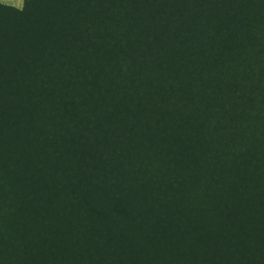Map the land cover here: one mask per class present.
Listing matches in <instances>:
<instances>
[{
  "label": "rangeland",
  "instance_id": "1",
  "mask_svg": "<svg viewBox=\"0 0 264 264\" xmlns=\"http://www.w3.org/2000/svg\"><path fill=\"white\" fill-rule=\"evenodd\" d=\"M82 7L94 13L91 19H86ZM234 38L233 46L222 43ZM223 47L227 52L221 58ZM43 63L56 77L47 80L39 92L52 96L79 91L84 97L90 91V83H84L88 72L95 71L100 83L106 78L114 81L125 66L121 77L126 84L121 87L128 88L132 98L136 95L146 101L145 114L153 120L155 130L167 125L180 102L192 112L207 96L206 129L215 158L206 171L208 167L209 174L216 170L222 177L224 165L229 169L231 163L243 164L264 204V0H0L1 129L13 109L15 119L11 121L26 125V110L19 97L22 91L17 88L35 77L47 78ZM133 69L144 82L138 92L136 87L130 89L125 78ZM57 80L62 85L54 88ZM147 90L151 91L146 94ZM86 100L79 102L76 111L69 108L75 115L69 131L77 141L66 142L54 155L45 157L40 171L31 167L23 171L22 183L19 169H12V188L30 195L19 204L29 200L26 205L35 207L15 218V231L33 225V244L54 234L72 249L63 261L51 258L49 264H211L204 245L199 246L202 251L196 245L202 244L198 236L210 231V225L201 224L188 236V224L205 221L208 195L203 193L204 185L197 189L190 207L177 186L156 178L124 201L131 209L127 214L115 210L119 201L111 190L116 170L103 157L96 161L89 155L92 141L83 138L92 119ZM8 127L16 139L14 148L18 147V132L23 131L19 125ZM155 135L150 139L155 150L142 165L148 173L162 177L167 143L162 135ZM36 151L24 156L23 164L36 163L42 153ZM137 168L130 169L141 171ZM176 169L181 171V165L168 176ZM42 171L56 182H48L49 190L59 196L56 207L64 208L54 227L49 220L40 224L34 218L41 203L53 200L37 185L35 177ZM184 206L197 208L198 214H181ZM146 239L154 245L152 255L141 251L140 243Z\"/></svg>",
  "mask_w": 264,
  "mask_h": 264
},
{
  "label": "trees",
  "instance_id": "2",
  "mask_svg": "<svg viewBox=\"0 0 264 264\" xmlns=\"http://www.w3.org/2000/svg\"><path fill=\"white\" fill-rule=\"evenodd\" d=\"M250 9L253 10L252 7ZM81 10L88 20L94 15L90 9L82 7ZM222 43L227 46L236 44L235 38L231 43ZM237 45L241 46L242 42ZM222 49L224 51L219 53L220 56L218 55L221 58L227 52L225 47ZM43 64L46 66L44 74H47V78L35 77L31 83L22 85V89L17 88L22 91L19 97L26 110L24 115L27 118L26 125L21 127L20 121L17 123L11 121L15 119L13 114L16 109H13L8 114L6 124L4 122L2 129L0 128V163L4 167L0 171V264H49L51 258H59L63 261L72 252V249L67 248L65 242L55 238L54 234L52 237L50 234L45 235L44 238L42 236L38 244H33V225L22 232L15 231V218L17 216L19 218V214L24 213L26 208L35 207L26 205L29 200L24 205L19 204L27 200L30 195L26 192L23 194L20 189L12 188L15 175L11 171L18 168L22 174L29 167L40 171L42 167L44 168L42 160L45 157L54 155L66 142L77 141V136L69 131L71 129L69 124L75 118L74 112H69V108L74 110L82 99L86 100L85 96H88L86 103L91 109L92 119L88 128H85L86 135L83 138L92 141V146L87 147L89 155L96 158V161L99 157H103L116 170V175L112 178L113 190H111L115 199L119 201L115 202V210L124 215L127 214L130 206L124 201L139 194L141 186L154 183L156 178H165L162 184L167 179L169 185L177 186L175 189L180 193L181 199L185 201L188 198L186 201L190 202V207L192 206L191 199L198 193L197 189L204 185L203 193L207 192L208 195L207 202L204 204L207 210L203 212L205 221L188 224L191 233L188 236H193L201 224L210 225L211 230L198 236L202 244L196 243L197 248L201 250L199 246L204 245L211 264H264V204L256 195L252 176L245 173L244 165L241 163H231L229 169L223 164L225 174L222 177L217 175L216 170L209 174L207 167L206 171V165L215 158L206 129L207 108L209 107L207 96L199 100L192 112L189 105L180 102L167 125L155 130L153 120H149L145 114L146 101L142 98L137 99L136 95L132 98L131 94H128L129 89L121 87L126 84L124 78L121 77L126 70L125 66H121L114 81L106 78L101 83L95 71H87L88 78L84 83H90V91L84 92L87 95L83 97L79 95L81 94L79 91H76L77 94L61 92L65 88L53 92H61L59 96L39 92L41 87V90L45 88L44 83L56 77L49 74L52 72L49 65ZM240 74L241 68L238 75ZM125 78L130 81V89L136 87L137 92L138 89H143L144 82L135 69ZM54 84V88L62 85L59 80ZM109 86L114 90L112 91ZM91 91L92 94L89 95ZM149 91L151 90H147L146 94ZM126 94L130 96V100L126 98ZM36 95L39 99L35 97ZM13 106L17 108V105ZM8 124L10 127L12 124L19 125V128H16L23 131H17L18 147L14 148L16 139ZM156 131L158 136L164 132L162 136L167 143V153L161 160L166 168L162 177H158L159 173H148L142 165L148 162L149 159L146 160V157L155 150L150 139L154 134L157 135ZM32 150H38L36 154L41 151L42 153L36 158V163L33 164L30 159L31 161L23 164V157L32 155ZM133 159H136V163ZM174 163L176 165L172 166ZM178 165H181V171L176 169L168 176ZM131 167H139L137 169L141 171L131 170ZM21 174L20 183H22L20 177L23 176ZM37 174L35 179H37L38 187L47 191L48 196L53 200H45L41 203L34 213V218L39 220L37 222L40 224L49 220L53 222L54 227L58 215H61L64 208L56 207L59 196H55L49 190V183L55 181L43 171ZM181 209L183 215L188 211H190L189 215L198 214L197 208L184 206ZM207 217L210 219L208 220ZM140 246L138 247L142 249L141 251L152 255L154 245L151 240H144Z\"/></svg>",
  "mask_w": 264,
  "mask_h": 264
}]
</instances>
